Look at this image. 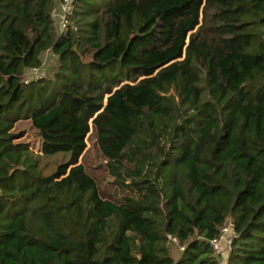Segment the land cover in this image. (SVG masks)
<instances>
[{
    "label": "trees",
    "instance_id": "obj_1",
    "mask_svg": "<svg viewBox=\"0 0 264 264\" xmlns=\"http://www.w3.org/2000/svg\"><path fill=\"white\" fill-rule=\"evenodd\" d=\"M54 2L0 0V264H264V0H72L64 32Z\"/></svg>",
    "mask_w": 264,
    "mask_h": 264
},
{
    "label": "rangeland",
    "instance_id": "obj_2",
    "mask_svg": "<svg viewBox=\"0 0 264 264\" xmlns=\"http://www.w3.org/2000/svg\"><path fill=\"white\" fill-rule=\"evenodd\" d=\"M44 64L42 65V74L45 76H52L53 71L56 65V56L53 55L50 51L49 54H44ZM13 131L20 132L22 131V135L17 140L26 141L29 144V147L35 152L40 154L39 159V168H41L43 173H49L54 170L56 165L65 160L68 156L67 151H58L53 154L44 155L38 151L40 144V137L37 133L35 127L32 126L29 119L22 118L17 120L14 123L12 128ZM85 148L80 154L78 160L82 162L86 171L94 176L99 191L107 196H115V188L111 183V176L107 173L106 169L103 166L104 159L101 157L95 143L94 137L91 132H88L85 139ZM118 194V193H117ZM170 253L174 254L176 252V241L169 242ZM220 247L223 248L225 246L224 242L219 243ZM215 253V252H214ZM216 254V253H215Z\"/></svg>",
    "mask_w": 264,
    "mask_h": 264
},
{
    "label": "built area",
    "instance_id": "obj_3",
    "mask_svg": "<svg viewBox=\"0 0 264 264\" xmlns=\"http://www.w3.org/2000/svg\"><path fill=\"white\" fill-rule=\"evenodd\" d=\"M72 12V0H55L54 5L51 7L50 15L58 32H64L68 29V26L71 24ZM73 28H75V26H73ZM43 64L44 60L39 66L28 67L24 72L23 80L27 81L28 79L40 76L42 74ZM232 232L233 228L231 222L226 221L221 224L218 235L209 240V243L216 254L225 256L228 249L229 236ZM221 241L225 244L223 248L219 245Z\"/></svg>",
    "mask_w": 264,
    "mask_h": 264
}]
</instances>
